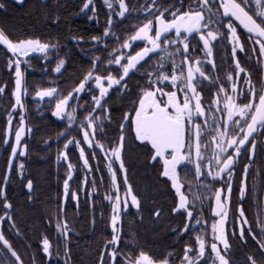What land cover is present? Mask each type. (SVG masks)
<instances>
[{
	"label": "snow or ice",
	"instance_id": "6c2138e0",
	"mask_svg": "<svg viewBox=\"0 0 264 264\" xmlns=\"http://www.w3.org/2000/svg\"><path fill=\"white\" fill-rule=\"evenodd\" d=\"M114 2L119 4V11L115 15L123 18L128 11L125 0ZM105 4L115 11L112 2L105 0ZM3 7L0 4V8ZM88 7V0H85L84 8ZM143 10V22L134 26L132 34L126 35L122 43L117 37V46L108 52L107 58H92L91 66L67 94L55 87H41L35 91L34 96L54 100L51 115L66 120L64 129L57 134L58 139H66L63 147L58 150L56 160L59 162L63 159L67 163L69 178L72 176L73 164L69 161L67 149L71 145L79 153L83 169L87 170L83 181L85 184L87 175L93 171L90 160L98 161L102 154L110 180V187L103 199L111 205L108 222L112 234L111 239L105 241L106 247L100 253L99 264H105L106 257L110 258L112 264H172L167 256L156 259L147 251L136 247L128 252H120L118 223L130 206L137 209L140 207V201L127 178L123 160L127 139L125 128L140 146L147 148L150 163H159V176L165 178V183L174 192V207L171 211L185 216L183 227L174 231L180 234L187 231L196 233L194 244L191 241L184 244L180 264H205L209 255L210 264H230L226 258L230 241L225 227L229 210L225 205L230 202L232 176L245 149L248 150V160L254 159L257 145L254 136L264 129V77L257 86L251 79V74L242 66L238 55L245 53L255 56L261 67H264V0H190L187 7L184 0H179V7H165L160 0H151ZM107 23L104 36L115 35L110 31L113 25L111 15ZM91 39L101 43L97 36ZM225 41L226 49L230 46L234 69L220 79L212 74L216 72V64L212 58L213 42ZM134 42H142L143 47H138ZM0 45L15 58L7 62L10 70L14 67V88L2 133L3 143L11 144L7 161L11 168L17 154L19 157L26 155L22 137L26 132H31L25 122L26 109L22 101V94H26L23 86L25 76L21 70L22 58L29 53H41L47 57L48 51L55 46L38 38L13 41L3 30H0ZM137 47L138 50L132 51ZM198 47L206 55V60L196 56ZM64 63L63 59H59L52 71L59 73ZM208 65H211V70L207 68ZM142 68L144 70L141 72ZM137 72L140 73L142 83L138 82V91L130 110L123 113L119 122V135L108 138L104 121L111 123V112L106 105V97L114 87L126 90L127 78ZM209 85L214 89L210 98L203 95ZM3 91L4 88L0 87V93ZM82 94L90 95L91 102L80 104ZM73 100L77 103L73 104ZM16 110L19 111V121L14 128V139H10ZM74 129L75 135H69ZM15 167L23 178L24 163H15ZM249 167V164L244 165V178L239 184L241 197L245 195ZM96 170L99 171L98 168ZM225 175L228 177L227 194H223V187H215L213 192L214 185L223 180ZM121 177L122 185L119 182ZM4 179H8L7 172ZM32 183L29 179L25 184L29 192ZM63 183L67 196L69 179H65ZM102 186L103 180L100 185L93 181L88 196L91 198L94 191L99 194L98 189ZM71 196L74 201L78 200L77 191H72ZM0 198L4 210L0 221L7 219L11 222L12 216L9 213L12 205L4 187H0ZM205 202L211 205V216L207 217L212 221L210 232L205 219ZM236 211L238 216L234 220L233 236L238 228L239 239L246 241L247 226V236L264 253V222L258 223L260 232L257 235L249 226L243 209L237 208ZM156 215H159V210ZM56 219V232L67 241L70 228L62 206L57 209ZM198 226L201 231L197 233ZM12 227H15L14 223ZM41 244L43 253L51 256V243L47 236L41 240ZM219 246L225 250L224 254ZM0 250L10 254L11 264H24L3 232H0ZM63 250L65 254L69 251L66 245ZM248 261L249 264H258L252 255L248 256Z\"/></svg>",
	"mask_w": 264,
	"mask_h": 264
},
{
	"label": "trees",
	"instance_id": "16d2710c",
	"mask_svg": "<svg viewBox=\"0 0 264 264\" xmlns=\"http://www.w3.org/2000/svg\"><path fill=\"white\" fill-rule=\"evenodd\" d=\"M146 1L125 0L130 9L125 21L130 19L134 26H138L145 17L142 6ZM176 2L178 0H160V3L166 6ZM0 4L4 5L0 8V29L11 40L38 38L49 43L52 40L62 42L69 36L80 38L86 43L87 60L82 62L74 55L73 65L91 66L90 60L98 51L97 47L90 45L91 38L98 36L99 23L103 20L105 11L98 0H88L87 10H84L85 0H21L19 3L17 0H0ZM30 76L28 73L26 78L29 87ZM30 125L28 154L24 159L25 177L32 180L34 189L30 195L22 192L20 198L13 201L12 221L20 226V232L16 234L4 231L3 234L22 257L24 264H33V258L35 264H99L100 253L106 247L105 241L110 240L112 234L108 222L111 207L103 199L110 187L103 157L101 156L99 163L97 161L96 166L94 165L96 162H92L93 171L87 175L88 183L95 181L100 185L103 180V186L98 189V200L97 196H94L93 206L84 198L83 186L80 185L87 173L83 168L75 171L71 181L79 194L78 201L69 198L64 202L62 199L64 161L61 165L56 164V152L53 153L50 147L51 134L47 119L33 117ZM133 147L129 143L125 144L123 158L128 177L135 181L134 188L141 197V204L139 211L129 209L122 215L120 252H128L136 247L147 251L156 259L167 256L172 264H179L184 253V244L188 241L194 244L195 235L190 231L180 234L170 228L176 224L175 217L171 216V207L164 204L169 203L173 191L168 185L158 182L161 179L158 170H146L137 166L132 153ZM147 179H151L150 183L153 179L158 181L149 185L148 193H143V183L145 184ZM61 206L70 227L67 241L59 237L55 228L57 209ZM157 210L159 215H156ZM184 220L183 215L181 226ZM45 236L49 238L52 246L53 257L50 260L46 259L41 250V240ZM65 245L69 249L67 254L63 250ZM0 264H11L10 254L4 250H0Z\"/></svg>",
	"mask_w": 264,
	"mask_h": 264
},
{
	"label": "flooded vegetation",
	"instance_id": "af4514ba",
	"mask_svg": "<svg viewBox=\"0 0 264 264\" xmlns=\"http://www.w3.org/2000/svg\"><path fill=\"white\" fill-rule=\"evenodd\" d=\"M99 4L103 7L104 18L99 23V32L98 36L101 39V43H97L92 41L90 45H93L98 48L97 56L102 58H107L108 52L111 51L113 47H116V38H120V42H123V39L126 38V35H131L134 30V24L132 20L127 19L126 17L130 14V9L128 7V11L125 13L123 18L115 15V12L119 11L118 5L114 7L115 11L106 8L101 0H98ZM126 3V2H125ZM190 3V0H184L185 7ZM127 5V4H126ZM171 5H175L179 7V0L176 3ZM128 6V5H127ZM165 7L169 5H164ZM144 14V13H143ZM111 15L113 17V25L110 29L111 33L115 35L105 37L104 29L108 27V17ZM145 17H143V20ZM142 20V22H143ZM141 22V23H142ZM1 30V29H0ZM243 31V30H241ZM75 37H67L64 41H54L49 42V44L54 45V48H51L47 57L41 53H29L27 57L22 58L21 70L24 72L25 80H24V89L26 94H22V101L25 104V122L28 128L31 129L30 121L31 118L42 119L46 118L51 134V149L53 153L56 152V156L58 150L63 147L65 143V139H58V133L62 131L65 127L66 120H62L57 117H53L51 112L54 108L55 101L51 100L48 97L44 99H40L34 96L35 91L41 87H55L58 88L61 93L67 94L74 86L75 83H78L79 79L82 78L85 71L88 70L90 66L86 64H78L77 66L73 65L72 56L76 55L78 58L84 62L87 59V51H86V43L82 42L80 38ZM247 38V34H244V39ZM198 39V38H197ZM138 45V47H143L142 42H134ZM213 59L216 64V72H213V76H218L220 79H223L226 73L230 70L234 69V65L231 64V51L230 46H227L226 49V41L225 42H213ZM137 48H133L132 51L138 50ZM202 47V45L200 46ZM200 47L196 49V56L200 57L203 60H206V55L201 52ZM258 51V46H257ZM32 57V58H31ZM238 58L243 67L251 74V79L253 82L259 86L261 78L264 77V67L258 63L255 56H250L249 54L239 53ZM9 59H15L12 57L11 53H8L7 49L0 45V87L4 88V91L0 93V187L3 185L4 176L7 170V161L8 156L11 150V144L5 145L2 139L3 129L5 127L7 111L11 107V92L14 88V77L12 72L14 71V67L10 70L7 66V62ZM59 59H63L65 61L64 65L61 68L59 73L53 72L52 69L56 66ZM77 60V62L79 61ZM26 62V63H25ZM104 60L102 59L101 65L103 66ZM147 67V65H145ZM207 68L211 70V65H208ZM144 69H140L142 72ZM28 73L30 76V87L27 86L26 78ZM74 73V75H73ZM106 74V73H105ZM142 83L140 81V73L137 72L127 78V86L126 90L121 89L119 87H114L113 90H110V94L106 97V105L109 107L111 112V123L108 121H104V125L106 131L108 133V138L117 137L120 132L119 122L122 119L123 113L125 111H129L132 101L138 91L137 84ZM207 83V82H206ZM214 89L209 85L203 95L205 97L210 98L211 92ZM83 95V99L79 100L80 104H84L85 102H91L90 95ZM28 98V100H27ZM73 104L77 103L76 100L72 101ZM51 105V106H50ZM19 121V111L16 110L13 114V131L10 133V139H14V128ZM75 129L69 133V135H75ZM125 135L127 137L125 144L129 143L133 147L132 153L135 156V160L137 162V166L146 169V170H158L160 172L161 166L158 162L150 163V153L147 148L140 146L138 141H135L134 138L128 134L127 128H125ZM30 136V132L25 133V137L22 138L23 143L26 145V156L28 154V137ZM254 138L257 140V145L254 151V159L252 161L248 160V150L245 149L241 156L238 159V162L235 166V171L232 176V193L230 196V202L226 203V207L229 210V216L226 221V234L230 241V248L226 251V258L229 259L230 264H249L248 256H254L258 264H264V253H261L259 246L256 244L254 240L250 236H247V226L245 227V235L247 237L246 241H241L239 239V229H236V235L233 236V228H234V220L235 217L238 216L237 208H242L245 212V216L249 221V226L253 229L254 233L259 235L260 229L257 226L259 222H264V129H261L257 134H255ZM125 147V146H124ZM251 147V145H249ZM99 151V150H97ZM67 153L69 156V161L73 164L72 176L69 179V194L72 191H77L71 181L73 180V175L77 169L83 168L82 163L79 161V153L75 150L74 145H71L69 149H67ZM90 155V153H88ZM25 156V157H26ZM55 156V160H56ZM102 156V154H101ZM25 157H19L18 154L15 157V163L23 162ZM124 160V158H123ZM2 161V162H1ZM92 162H96L94 165H97V160H90V164ZM15 163L12 168V172L9 178V181L6 186V196L8 201L11 203L13 209V201L17 200L22 192L30 195L34 189V185L32 183V189L30 193L26 192L25 184L29 179H26L25 175L23 178L18 176V171L15 167ZM99 163V160H98ZM126 164V162L124 161ZM101 164V162H100ZM249 164V170L246 178V191L243 197L240 196L239 193V184L241 179L244 178V165ZM64 167L67 170V163L64 161ZM93 167V165H92ZM68 174V170H67ZM181 175H183V169H181ZM81 180L80 185L83 186V191H86L87 185H92V183H83ZM151 180V179H149ZM228 180L227 175L224 176V179L216 183L213 187V192L215 187H223V194H227V186L226 181ZM153 181H158L153 179ZM161 184L164 183L169 186V184L165 183V178L161 177L159 181ZM152 183V182H151ZM98 185V182H96ZM153 185V184H150ZM170 187V186H169ZM96 192V191H95ZM79 195V194H78ZM171 200L169 203H165L164 206L174 207V192L173 195L170 196ZM1 201V209L0 215L4 214V210L2 208V198ZM134 210V209H133ZM135 211V210H134ZM199 211V209H198ZM171 216L175 217V223L170 228L177 229L181 228V218L183 214H176L170 210ZM205 219L208 226V231L210 232L211 219H207V217L211 216V205L205 202ZM169 214V213H168ZM173 223V222H172ZM171 223V224H172ZM15 230L20 232V226L16 225ZM11 233V228L8 226L7 219L2 223V232ZM201 228L198 226L196 232H200ZM189 232V231H188ZM192 232V231H190ZM179 233V232H178ZM194 233V232H193ZM196 235V233H194ZM221 248L222 254L225 253V250L222 246ZM210 252V249L208 250ZM211 256L209 255L208 259L205 263L210 264ZM180 264V263H179Z\"/></svg>",
	"mask_w": 264,
	"mask_h": 264
},
{
	"label": "rangeland",
	"instance_id": "374dc122",
	"mask_svg": "<svg viewBox=\"0 0 264 264\" xmlns=\"http://www.w3.org/2000/svg\"><path fill=\"white\" fill-rule=\"evenodd\" d=\"M102 1V3L104 4V6L106 7V8H108V6L105 4V0H101ZM109 2H112L113 3V7H116L117 5H118V7H119V4H118V2H114V0H109ZM148 3H151V0H147L144 4H143V6H142V12L144 13V7H146V5L148 4ZM88 8H84V10H87ZM119 9V8H118ZM62 162H63V159H61V161H57L56 160V164L57 165H61L62 164ZM23 163H24V175H25V168H26V163H25V160L23 161ZM104 164H105V162H104ZM125 166H126V164H125ZM118 167V166H117ZM126 168H127V166H126ZM62 172H63V175H64V179H63V182H64V180L65 179H70L69 177H68V174H67V170H66V167H64L63 168V170H62ZM23 175V176H24ZM18 176L19 177H21L20 176V174L18 173ZM127 178H128V180H129V183L131 184V186H132V188H133V192H134V194L135 195H137V197H138V199H139V201H140V204H141V197L138 195V193H137V191H136V188H134V184H135V181L133 180V179H130L129 177H128V172H127ZM122 177H121V179H120V184L122 185ZM148 180V179H147ZM152 182V184H155V181H151ZM134 183V184H133ZM151 183H150V180H148V181H146L145 182V184L143 183V188H142V192L143 193H148L149 192V185H150ZM108 186H110V180L108 179ZM92 188V185H87V188H86V191H84V198H86L89 202H90V204H91V206H93V201H94V196L96 195L97 196V200H98V194H97V192H93V195H92V197L90 198L89 196H88V190L89 189H91ZM62 191H63V193H62V199H63V201L65 202V201H67V199H71V200H73L72 199V196H71V194H69V191H68V194H67V196H65V192H64V183H62ZM113 195H115V193H112ZM121 196H123V188H121ZM78 198H79V195H78ZM74 201V200H73ZM78 201V200H77ZM77 201H75V202H77ZM107 203H108V205L111 207V205H110V203L108 202V201H106ZM0 209H1V202H0ZM129 209H134L135 211H139V209H140V207L137 209V208H132L131 206L124 212V213H126ZM8 222V226H9V228H11V233H13V232H15L16 234L18 233L16 230H15V227H12V224H13V221H7ZM120 223H121V221L118 223V229H119V232H120ZM16 226V225H15ZM70 228V227H69ZM70 232V231H69ZM8 233V232H7ZM41 250H42V244H41ZM50 251H51V256H46L45 254V256H46V259L47 260H50V259H52V257H53V252H52V246H51V249H50ZM43 252V251H42ZM192 255L194 256L195 255V253H192ZM111 260H110V258H105V264H109V262H110Z\"/></svg>",
	"mask_w": 264,
	"mask_h": 264
},
{
	"label": "water",
	"instance_id": "95a60500",
	"mask_svg": "<svg viewBox=\"0 0 264 264\" xmlns=\"http://www.w3.org/2000/svg\"><path fill=\"white\" fill-rule=\"evenodd\" d=\"M43 1H45V0H43ZM25 137V136H24ZM24 137H22V138H24ZM26 156V155H25ZM24 156V157H25ZM14 160H15V157H14ZM14 165V164H13ZM12 168H13V166L11 167V168H9V166L7 165V170H6V172H7V174H8V179L7 180H5L4 179V181H3V185H2V187H4L5 189H6V186H7V183H8V181H9V178H10V175H11V172H12ZM26 192L27 193H30L29 192V190L26 188ZM6 220V219H5ZM5 220H3V221H5ZM3 221H0V232H2V223H3Z\"/></svg>",
	"mask_w": 264,
	"mask_h": 264
}]
</instances>
